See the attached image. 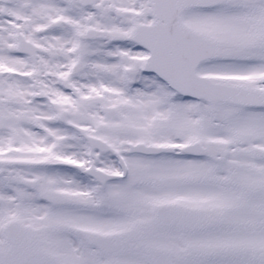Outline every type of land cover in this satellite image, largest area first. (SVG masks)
Here are the masks:
<instances>
[{"label": "snow or ice", "instance_id": "obj_1", "mask_svg": "<svg viewBox=\"0 0 264 264\" xmlns=\"http://www.w3.org/2000/svg\"><path fill=\"white\" fill-rule=\"evenodd\" d=\"M0 264H264V0H0Z\"/></svg>", "mask_w": 264, "mask_h": 264}]
</instances>
